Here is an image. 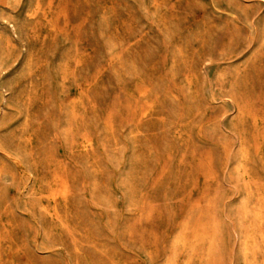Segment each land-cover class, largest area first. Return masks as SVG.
Here are the masks:
<instances>
[{"label":"rangeland","instance_id":"obj_1","mask_svg":"<svg viewBox=\"0 0 264 264\" xmlns=\"http://www.w3.org/2000/svg\"><path fill=\"white\" fill-rule=\"evenodd\" d=\"M0 264H264V0H0Z\"/></svg>","mask_w":264,"mask_h":264}]
</instances>
